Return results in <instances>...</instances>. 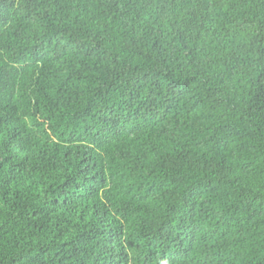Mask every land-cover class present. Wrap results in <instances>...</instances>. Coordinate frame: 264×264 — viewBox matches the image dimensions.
<instances>
[{"label": "trees", "instance_id": "16d2710c", "mask_svg": "<svg viewBox=\"0 0 264 264\" xmlns=\"http://www.w3.org/2000/svg\"><path fill=\"white\" fill-rule=\"evenodd\" d=\"M0 264H264V0H0Z\"/></svg>", "mask_w": 264, "mask_h": 264}]
</instances>
